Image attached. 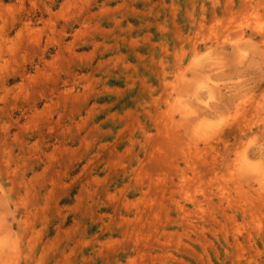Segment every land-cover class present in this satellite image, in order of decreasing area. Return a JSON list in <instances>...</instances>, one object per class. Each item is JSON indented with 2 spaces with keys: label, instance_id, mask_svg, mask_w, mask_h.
I'll return each mask as SVG.
<instances>
[{
  "label": "clouds",
  "instance_id": "clouds-1",
  "mask_svg": "<svg viewBox=\"0 0 264 264\" xmlns=\"http://www.w3.org/2000/svg\"><path fill=\"white\" fill-rule=\"evenodd\" d=\"M229 2L264 68V0ZM128 3L0 0V264H184L191 255L142 224L122 193L124 178L149 179L136 174L183 152L188 135L183 109L158 110L160 69L138 58L144 50L121 23ZM130 93L141 97L134 109L124 107ZM217 102L184 97L192 123ZM252 137L261 171L240 180L264 201V128L233 127L225 147L231 154ZM218 249L205 246L189 264H213L208 252L215 264H264V227Z\"/></svg>",
  "mask_w": 264,
  "mask_h": 264
},
{
  "label": "rangeland",
  "instance_id": "rangeland-1",
  "mask_svg": "<svg viewBox=\"0 0 264 264\" xmlns=\"http://www.w3.org/2000/svg\"><path fill=\"white\" fill-rule=\"evenodd\" d=\"M121 23L131 25L136 47L144 50L138 58L160 69L159 87L151 86L164 101L158 110L183 109L188 132L183 152L153 160L136 174L149 179L124 178L121 189L135 205L133 214L185 246L191 255L180 257L184 264L204 256L205 246L219 250L225 241L232 243L241 229L252 226L258 233L264 227V201L251 196L240 180L261 171V162L249 155L258 137L241 141L229 154L225 146L232 145L225 135L233 127L242 132L264 128L260 46L239 30L229 0H129ZM189 90L218 101L197 114L195 123L184 104ZM140 102L138 94L130 93L124 107L134 109ZM205 259L215 264L212 252Z\"/></svg>",
  "mask_w": 264,
  "mask_h": 264
}]
</instances>
